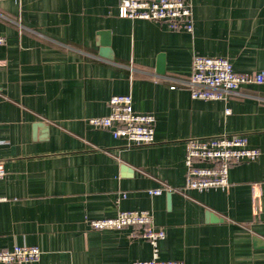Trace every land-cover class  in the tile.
Returning a JSON list of instances; mask_svg holds the SVG:
<instances>
[{"label":"crops","instance_id":"obj_1","mask_svg":"<svg viewBox=\"0 0 264 264\" xmlns=\"http://www.w3.org/2000/svg\"><path fill=\"white\" fill-rule=\"evenodd\" d=\"M118 1L0 0V248L41 250L35 262L0 264L148 259L139 227L88 223L121 209L150 211L165 231L162 259L264 264V82L226 99L194 98L186 83L195 53L264 71V0H189L191 31L120 17ZM115 93L154 115L152 142L128 144L88 123ZM223 133L246 135L256 159L231 165L227 188L182 191L186 140Z\"/></svg>","mask_w":264,"mask_h":264},{"label":"built area","instance_id":"obj_2","mask_svg":"<svg viewBox=\"0 0 264 264\" xmlns=\"http://www.w3.org/2000/svg\"><path fill=\"white\" fill-rule=\"evenodd\" d=\"M117 10L120 17L163 21L173 30L191 31L193 28L192 5L189 0H119ZM3 40L0 35V42ZM191 67L186 83L194 98L226 99L229 93L237 92L244 84L264 82L263 70L237 71L224 56L195 53ZM107 103L108 113L89 117V124L110 128L114 137H124L128 144H147L153 141L155 117L152 113L135 111L130 93L112 94ZM258 154L259 149L249 146L246 135L241 133L189 137L184 153L185 181L180 189L184 191L194 188L202 191L211 187L227 188L229 167L238 162L254 160ZM5 172L0 159V178ZM168 189L165 185L148 189V192L159 194ZM3 199L5 197L0 196V200ZM88 223L94 229H119L129 225L139 227V235L151 244V256L135 260L132 264H182L180 260L159 257L158 241L165 236V231L154 224L147 209H121L110 217L89 218ZM40 254L37 245L14 244L10 248H0V261L32 263L40 258Z\"/></svg>","mask_w":264,"mask_h":264},{"label":"water","instance_id":"obj_3","mask_svg":"<svg viewBox=\"0 0 264 264\" xmlns=\"http://www.w3.org/2000/svg\"><path fill=\"white\" fill-rule=\"evenodd\" d=\"M100 53L102 54V55H104V56H108V54H109V49L107 48V47H104V48H101L100 49ZM168 199H169V197H170V192H168ZM206 215L211 219V220H216L217 219V215L213 212V211H211V210H207L206 211ZM260 239L258 238V237H255L254 239H253V241L254 242H258Z\"/></svg>","mask_w":264,"mask_h":264}]
</instances>
